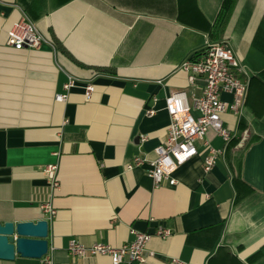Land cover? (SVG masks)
I'll return each instance as SVG.
<instances>
[{
  "label": "crops",
  "instance_id": "1",
  "mask_svg": "<svg viewBox=\"0 0 264 264\" xmlns=\"http://www.w3.org/2000/svg\"><path fill=\"white\" fill-rule=\"evenodd\" d=\"M223 1L0 0V221H49L46 255L0 264H111L71 256L69 240L116 246L159 225L171 235H153L154 255L133 264H264V0H236L219 27ZM23 16L44 38L37 48L6 44ZM220 40L249 77L240 111L222 114L232 137L224 143L208 129L205 139L223 149L214 166L204 171L197 140L198 153L172 173L176 183L156 187L147 162L126 164L155 158L169 123L165 97L185 90L191 103L202 91L181 63ZM68 76L76 82L56 101ZM48 164L57 165L55 190Z\"/></svg>",
  "mask_w": 264,
  "mask_h": 264
},
{
  "label": "built area",
  "instance_id": "2",
  "mask_svg": "<svg viewBox=\"0 0 264 264\" xmlns=\"http://www.w3.org/2000/svg\"><path fill=\"white\" fill-rule=\"evenodd\" d=\"M43 40L35 23L27 16L21 17L7 30L6 44L14 48H37ZM181 68L187 73L189 85H193L197 79H202V91L198 95L192 94L191 103L185 90H177L167 95L165 110L169 116V123L165 138L154 149L155 158L146 161L143 156L135 155L126 164L127 169H132L147 162V174L156 187L164 182L168 185L176 183L172 173L179 165L198 153L197 140H202L204 148V171L207 172L214 166L223 149L211 145L205 139V134L208 129H212L224 143L230 141L232 134L224 125L222 114L228 109L234 113L240 111L249 85L247 73L241 68L226 40L208 44L196 55L185 59L181 63ZM75 82L74 77L68 76L63 84L64 93L55 94V100L64 101ZM84 89L86 98H89L92 85L88 83ZM224 92L231 94L230 102L222 99L221 95ZM153 112L154 110L150 109L147 114L151 115ZM43 171L50 188L57 189L59 187L57 165L48 164ZM40 207L50 217L55 214V209L49 201L41 203ZM131 232L134 235L132 241L116 246L103 242L85 244L72 238L68 242L67 251L73 257L105 255L110 258L111 264L143 263L154 255V252L147 248L149 239L153 235L160 238L171 235L170 228L162 225L153 233L134 229ZM173 261L177 264H188L176 258ZM47 262L53 264L51 260Z\"/></svg>",
  "mask_w": 264,
  "mask_h": 264
},
{
  "label": "water",
  "instance_id": "3",
  "mask_svg": "<svg viewBox=\"0 0 264 264\" xmlns=\"http://www.w3.org/2000/svg\"><path fill=\"white\" fill-rule=\"evenodd\" d=\"M48 232L46 218L0 221V258L11 260L16 255L43 257L49 250Z\"/></svg>",
  "mask_w": 264,
  "mask_h": 264
},
{
  "label": "trees",
  "instance_id": "4",
  "mask_svg": "<svg viewBox=\"0 0 264 264\" xmlns=\"http://www.w3.org/2000/svg\"><path fill=\"white\" fill-rule=\"evenodd\" d=\"M236 0H224L221 8V12L219 13L218 17V25L219 27H223L226 21L228 20V17L232 11V8L235 4ZM197 53L192 54V56L196 55ZM99 71L101 72H108V68L101 67L99 68Z\"/></svg>",
  "mask_w": 264,
  "mask_h": 264
}]
</instances>
